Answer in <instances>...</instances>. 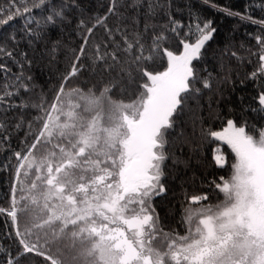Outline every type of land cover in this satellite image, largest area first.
<instances>
[{"label":"snow or ice","instance_id":"obj_1","mask_svg":"<svg viewBox=\"0 0 264 264\" xmlns=\"http://www.w3.org/2000/svg\"><path fill=\"white\" fill-rule=\"evenodd\" d=\"M211 6L257 25L259 32L252 37L255 51L246 49L257 58V69L249 78L264 73V17L254 20L247 10ZM173 11L171 0H109L103 16H85L80 0H7L0 6V28L21 20L18 28L0 32V141L8 143L12 131L25 127L30 107L43 112L38 117L42 127L31 134L30 142L26 134L25 150L14 153L11 206L6 212L0 208V213L11 220L15 249L4 254L0 264H166V258L174 264H264V125L238 126L228 119L222 131L210 133L231 148L236 162L229 180L221 177L211 182L224 194L222 204L203 203L209 200L207 193L185 197L187 235L163 232L151 204L167 192L162 166L186 101L212 87L211 73L201 78L194 61L206 56L217 29L211 20L199 17L194 26H185ZM74 12L79 13L75 23L81 43L71 50L53 102L34 104L39 97L30 71L54 58L62 41L53 40L52 31L72 25ZM98 27L102 35L95 31ZM176 40L181 46L178 54L161 48ZM161 55L167 58L166 70L155 72L151 62ZM225 56L240 59L230 45L221 52V58ZM13 66L18 70L13 71ZM86 73L106 77L104 87L65 92L66 84ZM197 83L202 87H195ZM73 97L77 102L67 103ZM258 103L264 106V91ZM27 124L31 131L32 122ZM102 134L107 135L105 146L111 156L102 164L106 175L100 183L106 191L99 195L98 188L89 187L69 200L77 205L102 200L98 207L103 211L79 220L72 218L75 212L71 216L52 213L42 222L43 214L36 211L37 190L46 203L61 199L45 191L61 179L58 174L55 180L50 178L53 168L48 161L57 158V149L69 161L71 155L77 156L75 165L64 166L72 169L60 189L67 193V186L81 179L79 174L96 171L87 166V156L83 162L80 156L85 148L99 146ZM189 142L195 141L189 138ZM43 149L50 150L38 160L35 152ZM92 155L96 154H88ZM214 161L220 168L227 164L222 153ZM158 236L166 251L153 246Z\"/></svg>","mask_w":264,"mask_h":264},{"label":"trees","instance_id":"obj_2","mask_svg":"<svg viewBox=\"0 0 264 264\" xmlns=\"http://www.w3.org/2000/svg\"><path fill=\"white\" fill-rule=\"evenodd\" d=\"M126 2L131 3V0H126ZM80 3L85 16H103L109 0H80ZM171 3L174 9L173 15L183 25L187 26L192 23L194 26L195 19L199 17L201 20H211L217 29L214 38L207 45L206 56L194 61L201 78L207 77L211 73V90L202 89L200 93L195 94L194 98L186 101L185 112L180 116V123L175 134L170 137L173 143L169 147V158L162 166V182L167 188V192L162 196L154 197L151 201L158 214L163 232L170 233L172 236H185L188 234L189 228L184 212V207L187 205L185 197L207 193L209 200L203 203L213 206L222 204L226 198L223 193H219L212 187L211 182L213 179L218 182L221 177L229 180L233 172L231 166L236 162L235 154L231 148L227 144L215 140L210 133L223 129L228 119H234L238 126L243 125L244 122H248L250 126L264 125V110H262L264 106L258 103V96L264 91V73H258L254 78H249L250 74L257 69V58L249 56L246 51L248 48L255 51L256 42L252 37L258 34L259 29L255 24L227 16L211 5L232 8L241 13L247 10L246 14L251 15L254 20H258L264 17V0H171ZM6 4L7 0H0V6ZM35 15L39 17V10H35ZM72 18V25L58 27L52 31L51 38L62 41V47L54 58L51 61L46 59L43 63L33 66L30 71L33 76L36 96L39 97L32 101L34 104L43 102L47 105L53 102L61 76L68 67L71 50L78 49L81 43L75 23L79 18V13H72ZM111 19L110 17V21ZM20 24L21 20L17 18L8 26L0 28V32L10 31L12 26L18 28ZM95 31L98 34H103V29L100 27ZM184 31H187L186 27ZM190 42H194V37ZM225 45H230L232 50L237 51L240 59L227 56L221 58V52ZM163 47H169L175 53H179L181 50L178 40L175 43L169 41L161 45V48ZM166 67V56L161 55V58L151 62V70L155 72L164 71ZM17 70L13 66V71ZM105 79L106 77L86 73L79 79H73L66 84L65 92L76 89H93L94 91L97 88L102 89ZM195 87H202V85L197 83ZM76 102L74 97L67 100V103ZM67 110L65 107V111ZM42 114L41 109L30 107L26 111L25 127L12 131L8 143L0 141V208L5 209V212L10 208L12 201L13 176L16 165L14 153L25 150L26 134L30 142L31 134L42 127L38 119ZM61 119L63 121L65 118L61 117ZM27 121L32 122L31 131L28 129ZM248 134L253 133L249 130ZM189 138L195 142L190 143ZM106 140L107 135L102 134L99 146L93 144L85 148V155L80 156L82 162L87 156L89 161L87 166L96 171L78 173L81 175V179L69 184L67 193L63 192V194L72 195L80 186L90 185L96 177L106 171V168L102 167L103 161L111 159V156L108 155L109 148L105 146ZM56 142L54 139L53 143ZM49 150L43 149L35 152L37 159L46 156ZM69 152L71 153V149ZM77 153H79V148H77ZM90 153L96 155L88 156ZM221 153L227 160V164L223 168L217 167L214 161V156ZM76 160L77 156L71 155L69 161L60 155L57 149V158L48 161V164L53 168L50 178L55 180L58 174L61 179L56 181L54 188L46 189V192L55 195V189L59 186L63 187V178L72 170H66L64 166L70 162L75 165ZM57 169H59L58 173ZM36 196L39 198L36 211L43 214L40 219L42 222H46L48 216L52 214L51 209L56 202L46 203L39 189ZM191 207L197 208L200 205L192 204ZM95 214L97 213L93 212L89 215ZM64 215L71 216L70 214ZM76 216L77 214L72 218L78 220L83 218ZM192 227L194 229L195 221ZM13 236L14 228L10 218L5 213H0V261L4 259V254L14 251ZM153 246L160 251L167 250L166 243L159 236L157 240L153 241ZM166 264H174V262L166 258Z\"/></svg>","mask_w":264,"mask_h":264},{"label":"rangeland","instance_id":"obj_3","mask_svg":"<svg viewBox=\"0 0 264 264\" xmlns=\"http://www.w3.org/2000/svg\"><path fill=\"white\" fill-rule=\"evenodd\" d=\"M217 155V154H216ZM106 175V171L100 174L98 177L95 178L93 182L90 183V185L87 186H80L78 189L75 190V193L72 195L66 196L63 194V192L60 190L61 187H57L54 191L56 196L61 197L59 202H56L51 209L52 213L56 214H70L72 215L73 212L77 214L76 217H83L85 215L92 214L93 212L99 213L103 210L98 207V205L102 204L103 201H89L87 205H77L74 201L69 200V196H75V195H82L85 190H87L89 187H95L99 189L98 194L103 195V193L106 191L104 188V184L100 183V178L104 177ZM113 227L115 225H112ZM121 227H126L124 225H120ZM129 234V233H128Z\"/></svg>","mask_w":264,"mask_h":264},{"label":"water","instance_id":"obj_4","mask_svg":"<svg viewBox=\"0 0 264 264\" xmlns=\"http://www.w3.org/2000/svg\"><path fill=\"white\" fill-rule=\"evenodd\" d=\"M178 54V53H177ZM226 127V126H225ZM223 129L219 130V131H222Z\"/></svg>","mask_w":264,"mask_h":264}]
</instances>
